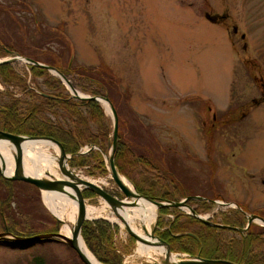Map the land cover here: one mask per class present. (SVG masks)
Wrapping results in <instances>:
<instances>
[{"label": "rangeland", "instance_id": "374dc122", "mask_svg": "<svg viewBox=\"0 0 264 264\" xmlns=\"http://www.w3.org/2000/svg\"><path fill=\"white\" fill-rule=\"evenodd\" d=\"M0 42L14 48L13 53H0V59L20 55L59 67L83 94L92 95L81 90L80 77L87 75L102 86L116 110L118 131L133 151L120 161L126 174L118 171L133 186L146 190L147 179L157 185L177 183L169 196L181 191L205 197L212 202L207 210L201 202L188 205L215 223H224L222 218L234 209L264 217V0H0ZM24 62H14L15 81L21 78L38 95L49 93L45 77H33ZM0 83L21 101L36 98L19 82ZM7 101L0 95V107ZM100 105L110 129L101 141L106 145L113 137V115ZM19 107L24 112L25 106ZM226 114L229 121L217 124ZM43 115L54 123L71 124L61 109ZM209 128L213 132L208 135ZM97 133L90 121L86 134ZM87 148L83 145L82 150ZM95 148L92 153L103 158ZM106 150L105 158L110 152ZM133 154L152 164L135 161ZM67 165L78 175L104 179L107 183L99 184L106 191L122 195L107 166L101 174L96 168L93 172L91 164L74 165L68 159ZM14 186L21 202L13 206L21 221L15 230L41 233L50 213L43 198L45 210L37 195L33 201L43 218L37 214L33 218L25 202L30 193L21 184ZM84 199L89 206L106 202L98 195ZM178 214H184L180 218L184 220L190 209L182 207L164 216L158 211L154 233ZM111 216L101 213L88 220L102 218L116 224ZM117 225L115 244L130 247L122 264L125 259L142 262L133 257L136 240ZM189 229L197 232L198 223ZM214 232L225 243L243 237L233 230ZM64 243H37L28 249L0 246V264H81ZM173 253L189 258L187 253Z\"/></svg>", "mask_w": 264, "mask_h": 264}, {"label": "trees", "instance_id": "16d2710c", "mask_svg": "<svg viewBox=\"0 0 264 264\" xmlns=\"http://www.w3.org/2000/svg\"><path fill=\"white\" fill-rule=\"evenodd\" d=\"M8 49L13 51L14 48L11 45L0 43V53L5 54V50ZM14 61L0 63V80L2 83L8 84L13 82H19L18 85L29 95H36V98L29 101H21L18 98H11L0 107V130L7 131L14 134L22 135H33V136H48L59 141L66 153H76L80 150V147L84 144H97L102 149H106V145H103L101 141L108 138L110 129L104 121V114L100 103L92 99H75L62 92V84L59 78L53 77L45 68L37 65H30L29 70L32 76H44L45 84L50 92L49 95H55L56 97L46 96L43 93L36 94L31 90L20 78L19 81H15V75L13 72ZM61 72L68 76L66 70ZM82 78V77H80ZM83 82L82 90L90 92L92 95H106L105 92L100 88L92 87L91 84H85ZM35 93V95H34ZM7 94L12 95L7 92ZM46 94V93H45ZM19 105H24V112H21ZM84 107L85 112H81L80 108ZM61 109L69 115L71 124L63 125L59 122H51L46 119L43 113L46 110H50L53 114L58 113ZM228 113V112H227ZM223 119H218L217 124L228 122L227 119L230 115H224ZM226 118V119H225ZM92 121L98 129V133L95 135H87L89 122ZM214 128L215 126L212 125ZM213 128H209L208 135L211 133ZM213 132V131H212ZM128 151V152H127ZM93 150L87 154H79L70 159V162L74 165H85L91 164L92 171L95 168L99 173L104 174L107 172L106 165L103 158L97 153H92ZM132 153L131 145L125 141L118 131V143L115 150V165L119 172L126 174L124 170V164L121 163V159L126 157V153ZM136 156L135 161L140 163L151 162V160L145 156ZM94 161V163H93ZM92 162V163H91ZM132 163V161H129ZM89 167V168H90ZM167 180V179H166ZM148 189H143L137 184H134L137 191L141 194L147 195L148 197L159 200V201H178L183 197L192 196L184 192H179L176 197L169 196L177 188V183H166L157 185L151 180H146ZM16 184H21L26 192H29V196L25 199V202L29 205V216L33 218L36 214L43 218V213L38 212L34 206L33 201L37 195L41 204V207L45 210L40 199L39 190L30 183H18L17 181L8 180L0 175V224L4 231L10 232L14 235H33L35 232L29 229L28 232L15 230V227L21 224L18 219L16 212L13 208L14 202L21 203L18 198V193L15 190ZM29 189V190H28ZM152 189H157L159 193H153ZM149 193L156 194L158 196H152ZM84 197L93 196L94 194L88 190L83 192ZM17 196V199H16ZM202 203L203 209L207 210L211 207V201H199L189 198L187 204ZM191 206V205H190ZM21 211V208H19ZM172 210H179L174 207L159 208L161 215H165ZM196 210V209H194ZM230 215L226 214L222 220L223 224L233 227H244V217H242L240 211L233 210ZM22 213V212H21ZM48 213V212H47ZM184 215V214H182ZM182 215H176L174 219L168 222V225H163L157 235L166 241L170 251L187 253L189 255L199 254L201 257L207 258H219L225 257V253L232 257H240L243 259L244 264H264V227L255 223H251L246 234L240 240H234L231 242H223L221 237L214 231L218 230L202 223L203 230L201 231V241L199 242L196 238V231L189 229L192 223H199L200 220L196 219L192 215H185L184 220H180ZM183 217V216H182ZM47 221H43L41 224V233L45 232H57L61 225L60 221L54 218L50 213L47 214ZM160 221V220H159ZM160 223V222H159ZM162 225V223H160ZM254 227L258 228L254 230ZM161 229L160 226H157ZM118 229V225L111 223L110 221L102 218L85 220L82 224L81 235L87 248L92 252L95 258L103 264H122L124 255L130 252V247L119 248L115 244V232ZM3 231V232H4ZM133 239V238H132ZM244 241V244H243ZM64 243L58 239H41L35 241H15V240H2L0 239V246L11 249H28L37 243ZM73 253L76 258L77 254L64 243ZM257 247V249L255 248ZM244 255V256H243ZM78 261L83 264L80 259Z\"/></svg>", "mask_w": 264, "mask_h": 264}, {"label": "bare ground", "instance_id": "6f19581e", "mask_svg": "<svg viewBox=\"0 0 264 264\" xmlns=\"http://www.w3.org/2000/svg\"><path fill=\"white\" fill-rule=\"evenodd\" d=\"M6 53H13V51L6 49L5 54ZM8 57L9 56H6L2 59L5 60L8 59ZM18 59H22V61H25L24 63L27 64L28 68L31 64L37 65L35 63H40L29 57L25 58L20 56V58ZM50 66L53 67L54 69L50 68ZM40 67L45 68L50 74L52 72L59 74V76L64 80L62 81V79L60 78L62 84V92L67 91L68 96L74 97L75 99H92L91 96H96L99 99L96 101L98 102L103 101L100 103H103L106 109L110 111L109 103L104 100V97L106 96L111 102L110 97L108 96L107 93H105L106 95L83 94L82 92L77 91V89L75 88L76 87L75 84H73L72 81H69V79L63 75L59 67L57 68L52 65H46V64H43V66ZM82 78L83 80H85L84 81L85 84H91L92 87L95 85L94 84L95 80L93 78H90L87 75ZM80 85L83 86V84ZM95 86H96L95 88L103 89L101 88L102 87L101 85L100 86L95 85ZM36 89L38 90V88ZM5 92L6 91H4L3 85H1L0 83V95H3L6 98L8 97V100L14 97L12 95L7 94V92L6 93ZM49 94L50 92L46 93L45 95L51 96L53 98L56 97L55 95H49ZM76 94L85 96L86 98H77ZM14 99L17 98L14 97ZM107 144H106V149L108 147ZM84 145L86 146L89 145L90 148H87L86 151H83L82 150L83 145H82L80 147V150L76 153L65 152L67 155H70V158L68 159H71L79 154H83V155L87 154L92 151V148L96 149L95 147H97V149H99V151L102 152L103 159H105L104 153L107 152L106 149H102L97 144H84ZM22 151H23L22 170L24 174L47 178V179L50 177L54 179L61 178L67 181L74 182V178L72 179L69 175L62 174L60 172L59 163H58L60 159V150L55 143L48 140H26L22 145ZM114 160H115V151H114ZM104 162L106 163L105 160ZM0 167L2 171L8 175L12 174L14 171L13 149L11 148V146L5 144V142H0ZM63 167L65 169L74 172L68 167L67 164H65V162L63 164ZM78 176L92 183H107L104 179L98 180L85 175H78ZM119 177L122 183H124V185L131 192V194L129 196H124L123 203L115 207V211H113L111 206L106 202L104 204H101L100 206H89L85 204L86 216L87 217L92 215L96 216V215H100L101 213L107 214L108 212H111L112 214L111 219L113 221L118 222L121 228L126 229L127 227L133 233L137 234L139 237L143 239V241L137 240V245L133 250V257H135L138 260L141 259L142 262L139 263L129 262L127 259H125L123 264H157L163 260L177 261L176 259L179 257L175 255V253L168 254L166 251V247L160 244L158 242V239L153 237L152 230L158 218L157 206L147 201L144 198L136 196V189L131 184V182H129L123 175H120ZM13 181H17L18 183H30L23 180H13ZM42 198L44 203L52 211V213L63 221V226L61 227V233H63L66 236H71L73 224L75 221V217L77 215V201L75 197V191L71 188L69 189L64 187H62L60 190L57 191L44 190L42 191ZM81 247L84 253L92 262V264H103L94 257V255L90 252V250H88L85 244L82 243Z\"/></svg>", "mask_w": 264, "mask_h": 264}, {"label": "water", "instance_id": "95a60500", "mask_svg": "<svg viewBox=\"0 0 264 264\" xmlns=\"http://www.w3.org/2000/svg\"><path fill=\"white\" fill-rule=\"evenodd\" d=\"M236 31V29H234ZM243 37V35H242ZM20 58L19 55H14L11 57H8V59L5 60H0V63L3 62H9V61H14ZM35 63V62H34ZM37 65L43 66V64L40 63H35ZM50 68H53L50 66ZM54 69V68H53ZM77 98H86L85 96H81L76 94ZM92 99L99 100L98 97L96 96H91ZM104 100L109 103L110 110L112 111L113 115V129H112V141H108V149H109V155L105 158L106 161V166L107 170L110 173V176L114 183L118 186L120 191L122 192L121 199L117 198L116 196L110 194L108 191H106L104 188H102L101 185L98 183H92L90 181H87L85 179L80 178L77 173H74L68 169H65L63 167V164H67L68 158H70V155H67L64 151V148L62 144L57 141L54 138L48 137V136H31V135H22V134H14L10 133L7 131L0 130V142H5V144L11 146L13 149V158H14V171L12 174L8 175L5 174L1 167H0V174L9 180H23L26 182H30V184L34 185L39 191L40 195L42 197V191H57L60 190L62 187L64 188H71L75 191V197L77 201V215L75 217V221L73 224L72 228V234L71 236H66L63 233H61V227L63 226V221L59 219L56 215L52 213V211L47 207V209L50 211V213L53 215L54 218H56L58 221H60L61 226L57 232H45V233H37L29 236H24V235H14L10 232L4 231L0 232V239L2 240H15V241H39L41 239H58L61 241H64L78 256L80 261L83 264H92L90 259L87 257V255L84 253L82 250L81 244H85L82 235H81V228L82 224L85 220H88L89 217L86 216L85 212V203H84V197L82 194L83 190H89L90 192L100 196L103 198L112 208L113 211H115V207L121 205L123 203V198L124 196H129L131 192L128 190V188L122 183L120 180V174L116 168L115 162H114V151L117 145L118 141V116L116 113V110L112 103L109 101L108 97H104ZM103 102V101H100ZM26 140H48L53 143H55L60 150V159L58 161L59 163V168L60 172L62 174L69 175L72 179L74 178L73 181H67L61 178H42V177H36L32 175H26L24 174L22 170V158H23V151H22V145ZM72 170V169H71ZM136 196L141 197L146 199L147 201L155 204L157 208H164V207H177V208H182V207H187L190 209V214L199 219L202 223L206 225H211L213 227L217 228H222V229H229V230H235L237 232H245L247 231L249 225L252 222L258 223L261 226L264 227V218L260 217L256 214H248L244 211H242L246 217V226L243 228L240 227H233V226H228L224 225L222 223H215L211 222L209 220H206L205 218L201 217L198 215L193 209L190 208V206L186 203V201L189 198L192 199H204L201 196H188L185 197L179 201H170V200H165V201H158L154 200L146 195H143L136 191ZM115 222V221H113ZM116 223V222H115ZM127 233L133 237L136 242L137 240H142L141 237H139L137 234L133 233L129 228L126 227L125 229ZM153 237L158 239V242L162 244L163 246L166 247V251L168 254H171L172 252L170 251V248L166 241L161 239L159 236L154 234V228L152 230ZM87 247V246H86ZM89 250V249H88ZM175 255L180 256L179 253H175ZM177 261H167L163 260L157 264H240V263H235L227 259H215V258H205L201 257L199 254L195 255H190L189 258H177Z\"/></svg>", "mask_w": 264, "mask_h": 264}, {"label": "flooded vegetation", "instance_id": "af4514ba", "mask_svg": "<svg viewBox=\"0 0 264 264\" xmlns=\"http://www.w3.org/2000/svg\"><path fill=\"white\" fill-rule=\"evenodd\" d=\"M192 196H199V195H192ZM239 211V210H238ZM241 212V211H240ZM242 213V212H241ZM244 214V213H243ZM245 216V215H244ZM198 225H199V229H198V231H197V234H196V238L198 239V241L200 242L201 241V237H200V235H201V231L203 230V227L201 226L202 225V222H199L198 223ZM209 226H211V225H209ZM211 227H213V226H211ZM213 228H217V227H213ZM241 228V227H240ZM217 229H220V228H217ZM224 230V229H223ZM226 230H229V229H226ZM233 231H235V230H233ZM237 232V231H236ZM246 232V231H245ZM244 232V233H245ZM242 235H246V234H242ZM235 239H231V243L234 241ZM243 244H244V241H243ZM244 256V255H243ZM205 258H207V257H205ZM215 259H227V260H230V261H232V262H235V263H241V264H244V263H242L243 261V259H240V257H232L231 258V256L230 255H227V253H225V257H219V258H215Z\"/></svg>", "mask_w": 264, "mask_h": 264}]
</instances>
